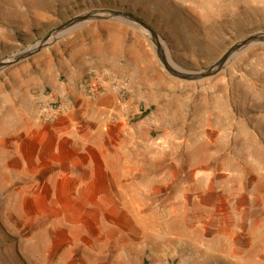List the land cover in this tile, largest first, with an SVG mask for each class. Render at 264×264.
Listing matches in <instances>:
<instances>
[{"label": "rangeland", "instance_id": "1", "mask_svg": "<svg viewBox=\"0 0 264 264\" xmlns=\"http://www.w3.org/2000/svg\"><path fill=\"white\" fill-rule=\"evenodd\" d=\"M103 9L185 70L264 32V0H0V59ZM91 67L122 92L87 97ZM49 93L63 112L44 121ZM0 263L264 264V43L187 80L100 18L0 69Z\"/></svg>", "mask_w": 264, "mask_h": 264}, {"label": "water", "instance_id": "2", "mask_svg": "<svg viewBox=\"0 0 264 264\" xmlns=\"http://www.w3.org/2000/svg\"><path fill=\"white\" fill-rule=\"evenodd\" d=\"M121 19L125 20L128 23L133 24L134 26L142 29L145 34L152 41L154 50L159 60L161 61L163 67L173 76H176L181 79L187 80H196L201 79L203 77H207L218 72L228 61L229 59L243 50L244 48L254 45L264 43V32H257L250 34L246 38L237 41L233 45H231L222 56H220L213 64L208 67L202 68L200 70H185L178 66H176L168 57L163 45L161 44V40L157 33L151 29L149 25H147L144 21L135 17L134 15L123 12L119 10H111V9H103V10H93L87 13L80 14L75 16L61 25L55 27L48 34L40 38L35 44L18 51L16 53L7 55L0 59V69L13 64L25 57L30 56L31 54L37 52L41 48L45 47L50 41L54 40L57 36L69 31L70 29L76 27L78 24L93 20V19ZM1 264V263H0Z\"/></svg>", "mask_w": 264, "mask_h": 264}, {"label": "built area", "instance_id": "3", "mask_svg": "<svg viewBox=\"0 0 264 264\" xmlns=\"http://www.w3.org/2000/svg\"><path fill=\"white\" fill-rule=\"evenodd\" d=\"M125 85V78L113 70L103 67H91L87 69L77 86L87 97L95 98L106 89L115 92H122ZM51 93L39 94L40 116L44 121H53L63 112V105L58 100H54Z\"/></svg>", "mask_w": 264, "mask_h": 264}, {"label": "bare ground", "instance_id": "4", "mask_svg": "<svg viewBox=\"0 0 264 264\" xmlns=\"http://www.w3.org/2000/svg\"><path fill=\"white\" fill-rule=\"evenodd\" d=\"M6 95V94H5ZM10 98V97H9ZM5 118V117H4ZM9 120H11L10 118H9ZM3 121H4V119H3ZM5 122V121H4Z\"/></svg>", "mask_w": 264, "mask_h": 264}]
</instances>
